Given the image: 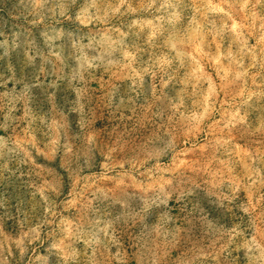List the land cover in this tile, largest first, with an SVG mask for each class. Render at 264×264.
<instances>
[{"label":"rangeland","instance_id":"rangeland-1","mask_svg":"<svg viewBox=\"0 0 264 264\" xmlns=\"http://www.w3.org/2000/svg\"><path fill=\"white\" fill-rule=\"evenodd\" d=\"M0 264H264V0H0Z\"/></svg>","mask_w":264,"mask_h":264},{"label":"bare ground","instance_id":"bare-ground-1","mask_svg":"<svg viewBox=\"0 0 264 264\" xmlns=\"http://www.w3.org/2000/svg\"><path fill=\"white\" fill-rule=\"evenodd\" d=\"M178 144H179V143H178ZM173 145H174V144H173ZM171 148H173V146H172V145H171ZM171 148H170V149H171ZM171 150H172V149H171ZM171 150H170V151H171Z\"/></svg>","mask_w":264,"mask_h":264}]
</instances>
